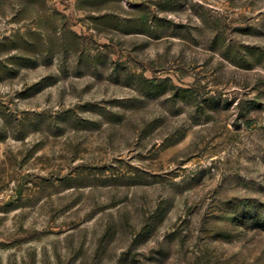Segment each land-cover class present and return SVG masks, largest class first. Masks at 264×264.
I'll return each mask as SVG.
<instances>
[{
  "label": "rangeland",
  "instance_id": "rangeland-1",
  "mask_svg": "<svg viewBox=\"0 0 264 264\" xmlns=\"http://www.w3.org/2000/svg\"><path fill=\"white\" fill-rule=\"evenodd\" d=\"M0 264H264V0H0Z\"/></svg>",
  "mask_w": 264,
  "mask_h": 264
},
{
  "label": "trees",
  "instance_id": "trees-1",
  "mask_svg": "<svg viewBox=\"0 0 264 264\" xmlns=\"http://www.w3.org/2000/svg\"><path fill=\"white\" fill-rule=\"evenodd\" d=\"M139 18L137 19V21L134 24H137L138 26L143 27L144 29L149 27V24L152 22V20L148 19L149 17L147 16L146 13L142 12L139 14ZM108 19L111 21L112 24L115 25V27H121L120 20H118V18H115V20L113 19V17L108 16ZM160 21V20H158ZM153 86V85H152ZM147 86V88L149 89H153L154 87Z\"/></svg>",
  "mask_w": 264,
  "mask_h": 264
}]
</instances>
